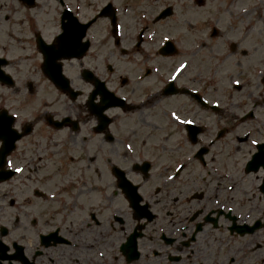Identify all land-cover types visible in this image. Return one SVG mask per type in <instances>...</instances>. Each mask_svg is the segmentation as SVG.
Listing matches in <instances>:
<instances>
[{
  "label": "flooded vegetation",
  "instance_id": "flooded-vegetation-1",
  "mask_svg": "<svg viewBox=\"0 0 264 264\" xmlns=\"http://www.w3.org/2000/svg\"><path fill=\"white\" fill-rule=\"evenodd\" d=\"M36 3L0 15V264H264V0Z\"/></svg>",
  "mask_w": 264,
  "mask_h": 264
},
{
  "label": "rangeland",
  "instance_id": "rangeland-1",
  "mask_svg": "<svg viewBox=\"0 0 264 264\" xmlns=\"http://www.w3.org/2000/svg\"><path fill=\"white\" fill-rule=\"evenodd\" d=\"M37 2V0H36ZM38 4L42 5L41 9H33L32 11L29 12L28 16H30L33 12L36 13V17L39 18L38 21L41 22V23H46L49 21V19L46 17V16H41L40 13H43L45 12L46 13V10L45 9H50L54 3H51V0H38ZM10 0H0V15L2 16H9L7 18V21H3V29L4 31H7L6 30V26H9L10 27V30H12L11 32H14L15 31V27L11 26L10 24H8L9 22H11L15 16L14 12L10 11ZM55 5V4H54ZM37 11V12H36ZM22 16V15H20ZM53 16V14L51 15ZM200 15L198 14L197 17H199ZM50 18V17H49ZM12 24V23H11ZM241 165L238 164V165H235V166H230L228 168L229 170V173H230V176L226 179H256L255 175L254 176H250V177H243L239 174V169H240ZM258 176V175H257ZM259 177V176H258ZM234 191H236L235 189H233ZM238 193V192H237ZM223 261H225V257H223ZM226 263V262H225Z\"/></svg>",
  "mask_w": 264,
  "mask_h": 264
},
{
  "label": "snow or ice",
  "instance_id": "snow-or-ice-1",
  "mask_svg": "<svg viewBox=\"0 0 264 264\" xmlns=\"http://www.w3.org/2000/svg\"><path fill=\"white\" fill-rule=\"evenodd\" d=\"M17 171H20V169H17Z\"/></svg>",
  "mask_w": 264,
  "mask_h": 264
}]
</instances>
